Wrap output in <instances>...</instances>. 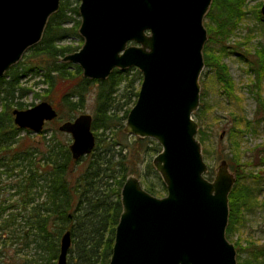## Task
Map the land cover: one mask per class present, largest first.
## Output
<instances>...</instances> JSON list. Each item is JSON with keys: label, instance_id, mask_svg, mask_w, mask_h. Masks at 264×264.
<instances>
[{"label": "trees", "instance_id": "16d2710c", "mask_svg": "<svg viewBox=\"0 0 264 264\" xmlns=\"http://www.w3.org/2000/svg\"><path fill=\"white\" fill-rule=\"evenodd\" d=\"M78 1L60 0L58 10L47 19L40 40L0 79V264H57L60 238L67 230L72 248L66 264H108L122 210L120 191L126 177L134 175L143 179L153 175L156 181L146 179L144 189L158 197L166 193L151 161L160 151V145L154 139L130 136L124 130L127 114L137 98L140 71L129 68L133 72L125 80L122 78L125 72L119 69H113L103 80L90 79L82 75L79 65L62 60L80 47L58 44L78 35ZM243 4L244 0H212L205 14L204 67L227 98L236 97L235 83L220 59L228 54L229 46L225 42L244 16ZM255 15L260 18L258 9ZM244 38L237 43L245 48L244 52L234 47L232 53L247 65L259 90H254L253 120L237 118L231 134L255 132V126L264 125V98L259 86L264 77V41L258 42L251 54V37ZM29 72L47 85L44 100L48 102L53 103V95L63 88L55 109L56 122L75 118L84 109L92 84H96L91 115L95 145L90 153L74 159L68 138L60 139L63 133L55 125L51 127L50 137L35 140L27 137L29 129L14 123L12 110L24 108L21 99L29 88L23 86L22 79ZM199 82L200 105L193 117L198 123L197 138L203 144L205 137L199 118L206 108L207 92L201 90L203 80ZM46 129L40 132L44 135ZM231 142L234 152L229 161L236 180L228 195L227 238L236 222L241 224L249 214L264 212V180L261 183L264 154H259L258 162L234 161L240 146L237 140ZM258 146L264 147V141ZM250 165L257 170L249 171ZM210 176L211 171H207L205 177L210 179ZM248 178L252 182L243 181ZM4 189L12 191L8 198L2 196ZM10 199L11 202L7 201ZM251 242L250 258H242L244 249L235 245L237 264H264V246Z\"/></svg>", "mask_w": 264, "mask_h": 264}, {"label": "water", "instance_id": "95a60500", "mask_svg": "<svg viewBox=\"0 0 264 264\" xmlns=\"http://www.w3.org/2000/svg\"><path fill=\"white\" fill-rule=\"evenodd\" d=\"M60 0H0V79L36 44ZM212 0H79L81 47L63 56L82 75L103 80L113 69L137 68L141 83L130 108L126 133L154 139L152 158L166 194L146 191L126 177L120 191L121 213L108 264H237L226 238L228 195L235 182L225 159L212 180L204 174L198 123L199 78L207 40L203 18ZM260 14L264 17V2ZM14 123L39 133L57 117L47 101L12 110ZM92 117L81 113L58 129L71 137L74 159L91 152ZM70 232L60 238L57 264H66Z\"/></svg>", "mask_w": 264, "mask_h": 264}, {"label": "rangeland", "instance_id": "374dc122", "mask_svg": "<svg viewBox=\"0 0 264 264\" xmlns=\"http://www.w3.org/2000/svg\"><path fill=\"white\" fill-rule=\"evenodd\" d=\"M73 2V0H70ZM79 2V1H78ZM264 0H244V4L242 6L244 13L243 18L238 23V28L236 31L230 35V37L226 40L225 45L229 46L227 49L228 54L221 56L220 54H216L217 56H221L220 61L224 62L227 66V70L229 71L234 83H235V96L232 98H227L223 93H221V89L218 88V85L214 81V78L209 73L208 69L204 67L201 71L199 81L201 82V90H205L207 92L206 98V108L203 110L202 114H200L201 118H199L201 122V129L204 133L205 141L203 144L201 143V151L203 155L204 162L207 165V171H211L210 180L215 176L216 170L221 160L225 159L229 171L234 174L231 170L229 157L233 154L234 145H232L231 140H237L239 143V155L234 157V161H239L242 163L243 161L253 162L257 160V157L261 153L264 154V147L258 146L262 144L264 141V125L255 126V132H244V133H232L230 132L231 128L234 126L235 120L239 117H242L246 120H253L254 113L256 109V102L254 98V90H259L258 87H255V79L254 75L251 72H248L247 65L238 59L233 52L234 47H240L241 51L244 52L245 48L242 47L241 44H237L238 42H242L245 40L246 35H250V53L253 54V50L255 46H258V42L264 41V17L260 14V18H257L255 13L256 10H260L258 7L259 3H263ZM210 8V7H209ZM260 13V12H259ZM206 22V17L203 18V24ZM249 32V33H248ZM78 33V31H77ZM83 43V38L78 33V35H72L62 42H58V44L64 45L69 44L71 46H79L81 47ZM206 43V42H205ZM79 47V48H80ZM217 50V47H216ZM77 51V50H76ZM203 52V51H202ZM25 53V52H24ZM72 53V52H71ZM69 54V53H67ZM63 58V57H62ZM22 58L20 59V61ZM19 62V61H18ZM73 64V63H72ZM131 68V67H130ZM124 69L121 70L125 73L122 74V78L125 80L128 75H131L133 70ZM128 70V71H127ZM23 86L29 88V91L26 95L21 99L24 103V108L31 107L40 101H46L44 96H46L47 85L43 83V80L38 77V75L29 72V74L22 79ZM259 84V83H258ZM260 91L262 97L264 98V77L261 80ZM63 88H60L55 95H53V103L49 102L54 109H57L60 103V93ZM253 90V91H252ZM96 91V84H92V88L86 94V103L84 109H81L79 113H86L92 115V108L94 102V96ZM48 102V101H47ZM200 105V104H199ZM199 108V107H198ZM19 109V108H18ZM57 118V117H56ZM56 118L50 121H46L43 125V128H47L44 135L39 133L30 132L28 134V138H33L35 140H40L42 136H46L47 138L51 135V127L55 125L58 126L64 121L56 122ZM53 121L55 123H53ZM42 128V130H43ZM41 130V131H42ZM60 131V130H59ZM63 134L60 136V139L65 140L68 138V143L71 142V137L68 133L61 131ZM128 134V133H127ZM130 135V134H128ZM131 136V135H130ZM199 137V134H196V137ZM198 139V138H197ZM125 141V139H124ZM200 141V140H199ZM42 148V146H40ZM134 147V145H133ZM232 154V155H231ZM240 156V158H239ZM152 161V160H151ZM143 167V166H142ZM253 165L249 166V171H256ZM235 175V174H234ZM236 178V176H235ZM262 181L264 180V174L262 175ZM140 179V178H139ZM156 181V178L153 175H148L146 178L140 179L141 185L144 188L145 180ZM236 180V179H235ZM252 182V179H244V182ZM235 183V182H234ZM234 185V184H233ZM233 187V186H232ZM3 192L2 196L4 198H8L9 193L12 191ZM1 192V190H0ZM11 202L10 200H7ZM246 225L241 227L240 222H236L234 228L231 230L232 232L227 238L235 247H242L244 249L242 258H250L251 252L249 248L246 246L245 242H250L253 245H261L264 246V212H256L249 214L245 218ZM228 223V222H227ZM227 227V225H226ZM72 242V241H71ZM72 244V243H71ZM68 248L66 260L68 255L70 254V249ZM249 253L245 254L247 250ZM236 250V247H235ZM237 257V250H236ZM261 260V257H258Z\"/></svg>", "mask_w": 264, "mask_h": 264}, {"label": "flooded vegetation", "instance_id": "af4514ba", "mask_svg": "<svg viewBox=\"0 0 264 264\" xmlns=\"http://www.w3.org/2000/svg\"><path fill=\"white\" fill-rule=\"evenodd\" d=\"M245 220H246V219H245ZM246 223H247V222H242V223H241V225H242L241 227H244V226L246 225ZM245 243H246V246L248 247V246H249V242L247 241V242H245ZM247 251H248V248H247V250L245 251V254H246V253H249V252H247Z\"/></svg>", "mask_w": 264, "mask_h": 264}]
</instances>
